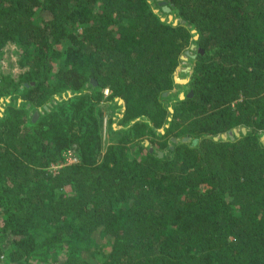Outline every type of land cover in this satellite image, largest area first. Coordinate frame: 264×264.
Here are the masks:
<instances>
[{"label": "trees", "instance_id": "trees-1", "mask_svg": "<svg viewBox=\"0 0 264 264\" xmlns=\"http://www.w3.org/2000/svg\"><path fill=\"white\" fill-rule=\"evenodd\" d=\"M161 1L0 0V264H264V0Z\"/></svg>", "mask_w": 264, "mask_h": 264}, {"label": "rangeland", "instance_id": "rangeland-1", "mask_svg": "<svg viewBox=\"0 0 264 264\" xmlns=\"http://www.w3.org/2000/svg\"><path fill=\"white\" fill-rule=\"evenodd\" d=\"M170 14H169V17H170ZM172 15H171V18H173ZM185 53L183 54L184 57H183L182 62L180 63V65L176 69L175 75H177L179 78H183V79L185 78V79L189 80V74H188L189 67H188V62H187L188 54L187 53L185 54ZM0 69L4 72L11 73L13 76H17L18 74H20V72L23 71V68L21 67V65L19 63L18 46L16 43L9 42L5 45L2 53L0 54ZM188 80L186 82H179V83L184 84V83H187ZM180 87H183V86H181V85L175 86L174 91H180L181 90ZM66 93H68V92H63V93L57 94L55 96V99L53 101L54 107H57L59 105V102H61L62 99L66 96ZM181 93H185L184 90H181L180 94ZM10 101H11L10 96L4 95L0 98V115L4 113V107ZM43 112H44L43 107L38 106V105H35L30 109V113L32 114L31 116L33 118H36V114L40 115ZM113 125L117 126L118 124H117V122H114ZM239 129L240 128H237V130H239ZM106 131H108V123L106 124L105 132ZM109 134H110L109 132H106V135H107L106 137H108ZM110 139L111 138H105L106 143H108L110 141ZM71 152H72L71 155H69V154L67 155L66 154L67 152H65V159L69 162L76 159L75 151L71 149ZM53 168H55V167H53Z\"/></svg>", "mask_w": 264, "mask_h": 264}, {"label": "water", "instance_id": "water-1", "mask_svg": "<svg viewBox=\"0 0 264 264\" xmlns=\"http://www.w3.org/2000/svg\"><path fill=\"white\" fill-rule=\"evenodd\" d=\"M161 3H165V0H162L161 1ZM164 9L165 10H167V11H170L171 10V7L170 6H168V5H164ZM171 15L172 14H170V18H171ZM173 16V15H172ZM183 21H185V20H183ZM177 22V20H175V23ZM198 35H196V37H197ZM184 57V55L182 54V58ZM175 80L177 81V82H186L188 79H183V78H179L177 75H175ZM69 93V95H71L72 93L71 92H68ZM192 93H193V90H190L189 91V95H192ZM180 96L181 97H185V93H181L180 94ZM66 97H67V93H66ZM120 101H122L123 102V99H120ZM170 109L172 110V107H170ZM245 127H243V130L245 131ZM234 131L238 134L239 133V130H237V127L236 128H234ZM228 134H230V135H232L233 136V132L232 131H229L228 132ZM222 136H224V137H226L227 136V133H222Z\"/></svg>", "mask_w": 264, "mask_h": 264}, {"label": "flooded vegetation", "instance_id": "flooded-vegetation-1", "mask_svg": "<svg viewBox=\"0 0 264 264\" xmlns=\"http://www.w3.org/2000/svg\"><path fill=\"white\" fill-rule=\"evenodd\" d=\"M194 47V45H192L191 47H189V48H187L186 50H185V52L187 53V54H189V52H191L192 51V48ZM190 55H192V53L190 54ZM189 55V56H190ZM189 56H188V58H189ZM188 67H189V65H188ZM173 89H175V87L173 88ZM106 92V91H105ZM106 93H108V92H106ZM170 107H172V110H173V106H170ZM171 110V109H170ZM171 110V111H172ZM233 131H234V129H233Z\"/></svg>", "mask_w": 264, "mask_h": 264}, {"label": "built area", "instance_id": "built-area-1", "mask_svg": "<svg viewBox=\"0 0 264 264\" xmlns=\"http://www.w3.org/2000/svg\"><path fill=\"white\" fill-rule=\"evenodd\" d=\"M106 92H109V89H108V88H106ZM66 154H67V155H68V154L71 155V154H72L71 149H68V151H67ZM58 165H61V164L54 165V167L57 168Z\"/></svg>", "mask_w": 264, "mask_h": 264}, {"label": "bare ground", "instance_id": "bare-ground-1", "mask_svg": "<svg viewBox=\"0 0 264 264\" xmlns=\"http://www.w3.org/2000/svg\"><path fill=\"white\" fill-rule=\"evenodd\" d=\"M39 114H36V119L38 118Z\"/></svg>", "mask_w": 264, "mask_h": 264}, {"label": "crops", "instance_id": "crops-1", "mask_svg": "<svg viewBox=\"0 0 264 264\" xmlns=\"http://www.w3.org/2000/svg\"><path fill=\"white\" fill-rule=\"evenodd\" d=\"M39 117V116H38Z\"/></svg>", "mask_w": 264, "mask_h": 264}]
</instances>
